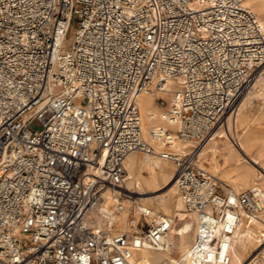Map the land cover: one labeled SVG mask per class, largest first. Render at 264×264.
I'll return each mask as SVG.
<instances>
[{
	"label": "built area",
	"instance_id": "1",
	"mask_svg": "<svg viewBox=\"0 0 264 264\" xmlns=\"http://www.w3.org/2000/svg\"><path fill=\"white\" fill-rule=\"evenodd\" d=\"M263 62L264 24L245 0H0V264H133L141 248L166 250L172 217L126 186L135 151L175 164L196 215L193 242L160 264H228L264 189L228 188L199 155ZM142 94L174 127L144 136ZM106 193L113 214L129 199V229L93 224Z\"/></svg>",
	"mask_w": 264,
	"mask_h": 264
},
{
	"label": "bare ground",
	"instance_id": "2",
	"mask_svg": "<svg viewBox=\"0 0 264 264\" xmlns=\"http://www.w3.org/2000/svg\"><path fill=\"white\" fill-rule=\"evenodd\" d=\"M245 3L264 24V0H245ZM260 67L261 71L239 99L236 113L228 117L226 126L218 127L206 140L199 155L202 162L206 161L205 167L212 174L220 177L225 186L235 191L242 186L253 185L264 189V128H261L264 123V62L258 68ZM156 94L168 97L169 92ZM254 99H256L254 103L256 109L250 112ZM137 103L144 136H147L148 130L152 127H174L163 117L165 109L161 107L163 105L158 104L153 94L140 95ZM189 144V141L179 138L174 140V145L181 151L185 149V145ZM125 167L128 172L126 186L128 189H133L136 198L141 203L152 207L154 212L172 217V224L166 237L167 249L141 248L134 252L132 263L160 264L166 261H179L195 238L197 224L196 215L185 210L177 194L175 164L155 154H140L135 151L126 157ZM114 203V197L106 193L92 213L93 224L103 225V216H107L110 220L116 221L119 230L129 229L127 219L129 199L124 202L125 209L117 214L110 213ZM253 219V224L240 228L236 233L232 258L228 264H252V260L262 249L264 210L258 218L253 217ZM191 232L193 237L190 240ZM175 235L180 241L181 249L178 250V256L174 254L176 252L174 250Z\"/></svg>",
	"mask_w": 264,
	"mask_h": 264
},
{
	"label": "rangeland",
	"instance_id": "3",
	"mask_svg": "<svg viewBox=\"0 0 264 264\" xmlns=\"http://www.w3.org/2000/svg\"><path fill=\"white\" fill-rule=\"evenodd\" d=\"M260 71H261V67L258 68L257 71L255 70V71L253 72L250 83L254 80V78L259 74ZM238 102H239V101H238ZM255 102H256V99H254L252 105L250 106V112H254V111H255V109H256V105L254 104ZM158 104H159V103H158ZM161 107L165 109V106H161ZM164 109H163V110H164ZM31 127H37V126H36V123H33ZM261 128H264V123H262ZM139 153H140V154H143V153H141V152H139ZM210 156H211V154H210ZM208 157H209V156H208ZM201 163H202L203 165L206 166V161H203V162L201 161ZM206 168H207V167H206ZM207 169H208V168H207ZM208 170H209V169H208ZM217 177H218V176H217ZM218 178H220V177H218ZM220 179H221V178H220ZM221 180H222V179H221ZM222 181H223V180H222ZM247 187H249V186H242L241 188H238V190H241V189H244V188H247ZM126 200H127V199H124L123 202H126ZM192 237H193V232H191V233L189 234V239L191 240ZM180 249H181V248H180L179 237H178L177 235H175V237H174V250H176V252H174L175 256H178V255H179V251H178V250H180Z\"/></svg>",
	"mask_w": 264,
	"mask_h": 264
}]
</instances>
